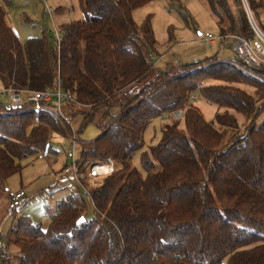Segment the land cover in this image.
<instances>
[{
	"label": "trees",
	"instance_id": "16d2710c",
	"mask_svg": "<svg viewBox=\"0 0 264 264\" xmlns=\"http://www.w3.org/2000/svg\"><path fill=\"white\" fill-rule=\"evenodd\" d=\"M150 1L79 0L84 17L59 26L58 51L46 28L22 42L6 18L10 0H0L2 85L38 91L59 83L74 99L64 112L83 115L78 137L102 111L101 132L83 144L78 164L86 173L89 160L117 162L88 186L92 217L83 196L69 193L45 227L18 218L11 241L21 264H264V68L235 55L157 67L149 17L137 24L132 16ZM238 1L205 0L222 35L252 33ZM248 2L256 15L264 7V0ZM169 5L196 26L183 0ZM194 94L215 106L213 119L190 100ZM37 104L28 99L13 110L0 103V184L23 160L54 151L51 136L63 135ZM177 109L182 117L166 123L160 142L142 154V175L131 160L144 128Z\"/></svg>",
	"mask_w": 264,
	"mask_h": 264
},
{
	"label": "rangeland",
	"instance_id": "374dc122",
	"mask_svg": "<svg viewBox=\"0 0 264 264\" xmlns=\"http://www.w3.org/2000/svg\"><path fill=\"white\" fill-rule=\"evenodd\" d=\"M192 15L196 26L187 27L176 9L171 8L169 0H152L144 6L136 7L132 16L137 24L149 17L150 25L156 40V50L152 51L155 64L165 68L169 64H186L207 57L218 59H232L235 55L231 50L232 38L221 39V30L215 16L209 10L205 0H183ZM239 9H243L249 22L250 14L258 26L264 31V7L257 10V15L248 0L238 1ZM50 9V11H49ZM6 18L14 29L18 38L23 42L28 36H36L46 28L50 33L63 23L82 19L84 12L79 0H10L5 5ZM253 14H252V12ZM250 25V24H249ZM210 33L215 37L214 42L207 45L203 37ZM3 87L0 81V89ZM192 102L199 107L203 116L211 120L215 114V106L197 95ZM0 103L9 105L6 95H0ZM117 108H110V113H115ZM173 112V111H172ZM172 112H164L153 117L142 132L143 144L133 154L132 165L142 175L145 171L141 165L142 154L149 146L160 142L162 128L166 123L175 121ZM102 115L98 111L95 120L87 123L79 137L82 142L76 144V156L79 157L83 144L94 140L101 132V127L96 124ZM83 115L76 114L71 124L78 136L77 129L81 125ZM111 116L105 115L103 120L107 123ZM230 134V132H228ZM228 137V135L226 136ZM54 151H45L41 155H34L23 160L20 172L12 174L5 182L0 184V264H21V254L18 246L11 240L16 236L13 232L20 216H28L30 220L41 227L49 223V214L54 211L57 203L69 193H79L84 199V212L88 218L94 214L93 205L89 196L83 194V185L77 183L72 173H64L63 167L67 162L64 145L68 141L64 134L55 133L51 136ZM80 177L87 189L98 183L102 177L92 178L80 171ZM24 190V197L19 207H8V192ZM7 253L9 255L8 258Z\"/></svg>",
	"mask_w": 264,
	"mask_h": 264
},
{
	"label": "built area",
	"instance_id": "2783aa9c",
	"mask_svg": "<svg viewBox=\"0 0 264 264\" xmlns=\"http://www.w3.org/2000/svg\"><path fill=\"white\" fill-rule=\"evenodd\" d=\"M249 24L252 31L251 34H245L242 32L233 33L221 35L220 38L225 39L227 37H231L232 43L230 47L235 56L242 60L249 68L259 70L264 68V31L258 26L251 14L249 17ZM60 40V29L55 28L53 41L58 51L60 50ZM203 40L207 45H209L214 42L215 37L210 33H206ZM0 95L7 96L9 101L8 107L13 110L21 109L25 100L33 99L38 101L41 104L35 105L33 107L35 110L47 111L61 123L64 138L68 141V144L64 145L67 162L63 167V172L66 174L72 173L77 183L83 185V194L90 196L89 189L82 184L80 177L81 170L76 156V144L79 142V139L71 124V117H69L63 110V105L66 101L74 102L72 95L64 92L59 83L55 88L38 91L19 90L12 86H3L0 89ZM196 99V94L190 96L191 101ZM171 115L175 120H178L182 117L183 110L177 109L173 111ZM40 156L41 155H39V157ZM85 166L87 167L88 175L92 178H96L103 177L114 172L117 168V162L111 157H106L96 161L89 160L86 162ZM24 195L25 193L23 189L16 192L9 191L8 207L10 209L19 207L22 203ZM5 257H9L8 253Z\"/></svg>",
	"mask_w": 264,
	"mask_h": 264
},
{
	"label": "water",
	"instance_id": "95a60500",
	"mask_svg": "<svg viewBox=\"0 0 264 264\" xmlns=\"http://www.w3.org/2000/svg\"><path fill=\"white\" fill-rule=\"evenodd\" d=\"M80 220H83V218L81 217Z\"/></svg>",
	"mask_w": 264,
	"mask_h": 264
},
{
	"label": "crops",
	"instance_id": "0c3cea01",
	"mask_svg": "<svg viewBox=\"0 0 264 264\" xmlns=\"http://www.w3.org/2000/svg\"><path fill=\"white\" fill-rule=\"evenodd\" d=\"M25 96V95H24Z\"/></svg>",
	"mask_w": 264,
	"mask_h": 264
}]
</instances>
